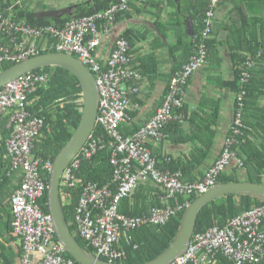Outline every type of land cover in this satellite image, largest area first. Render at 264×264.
<instances>
[{"label": "built area", "instance_id": "obj_1", "mask_svg": "<svg viewBox=\"0 0 264 264\" xmlns=\"http://www.w3.org/2000/svg\"><path fill=\"white\" fill-rule=\"evenodd\" d=\"M131 1L139 0H117L102 11L72 18L61 26H32L14 21H8L5 28L0 26V31L7 33L6 37L15 49V52L6 50V59L17 62L41 51L54 49L74 54L95 77L99 91L96 125L104 130L108 143L91 133L79 153L63 170L60 187L79 188L74 209L76 232L86 247L92 249V253L110 262L124 257V250L114 246L121 231L143 225L165 224L184 211L190 203L189 196L199 195L215 185L219 174L232 158L237 167L243 165L232 148L239 143L245 128L242 119L243 89L236 98L223 149L201 179L184 181L180 170L159 168L147 145L148 139L160 140L163 137L162 129L170 121H185V115L179 108L185 100L189 78L205 62L207 51L204 41L210 34L215 8L220 0L208 1L204 28L196 37L199 41L198 52L188 57L173 74L160 106L132 134L125 136L120 132V125L128 118L130 101L122 82L138 79L140 75L129 63V43L123 36L113 41L105 60L94 51L118 14L125 11ZM47 78L48 73L29 71L0 87V117L9 114L6 127L10 134L5 142L9 159L6 175H11L15 170L21 174L20 182L10 196L11 228L20 242V264H74L57 238L50 212L44 211L39 203L48 190L43 172L50 173L52 161L32 153L45 119L32 115L27 107L29 95L38 86L44 85ZM240 79L241 82L246 81L247 75L242 72ZM132 90L137 92L138 88L133 86ZM105 147L110 150V163L115 166L110 179L100 184L78 178L75 169L79 168L81 161L90 159ZM146 182L162 188L161 200L164 205L152 207L148 214L135 217L119 212L121 200ZM179 195L184 198L183 201L177 199ZM170 199L175 202L171 204ZM220 252L230 261L228 264H252L264 259V202L236 215L224 226L214 225L202 232H193L186 251L168 264H215Z\"/></svg>", "mask_w": 264, "mask_h": 264}, {"label": "crops", "instance_id": "obj_2", "mask_svg": "<svg viewBox=\"0 0 264 264\" xmlns=\"http://www.w3.org/2000/svg\"><path fill=\"white\" fill-rule=\"evenodd\" d=\"M81 1L91 0H64V5L70 7ZM208 1H131L104 33L96 49L97 56L105 60L113 41L118 36H126L130 46L129 63L140 75L138 79L122 83L130 98L129 113H132L124 123V131L130 133L138 128L161 103L173 73L192 52L190 48L197 37L199 18L201 25ZM14 4L27 5L28 0H14ZM203 28L204 25L201 30ZM206 39L209 48L206 62L190 78L184 101L188 117H191L181 125L187 131L185 136L190 137L183 139L185 136L182 137L169 127L162 142L149 143L156 161L162 163L168 157L176 164H183L184 181L200 179L219 157L229 133L236 98L242 89L245 91L246 105L242 118L246 131L243 130L240 143L246 144L250 151L254 150L264 158V0H220L215 9L212 32ZM242 72L247 75L244 82L240 79ZM133 86L138 88L137 92L132 90ZM39 98L40 95L30 94L28 106L35 105ZM199 107L201 111L195 116L193 113ZM216 111V123L213 124L211 118ZM195 117L198 118L197 122L193 121ZM196 123L203 130L190 132ZM209 129L213 133L208 132ZM2 140L0 132V172L9 163ZM237 156L242 160L245 158L242 151ZM223 172L233 175L237 180H247L245 166L243 169L236 167L234 158ZM13 175L11 183L0 189V234L6 232L8 218L5 211H9L10 195L20 179L16 178L20 175L19 171ZM238 175L242 177L238 178ZM142 186L146 189L138 191V197L148 192L154 200V196H160L163 192L161 187L151 182ZM12 245L17 251V241ZM19 259L20 254L14 264H20Z\"/></svg>", "mask_w": 264, "mask_h": 264}, {"label": "trees", "instance_id": "obj_3", "mask_svg": "<svg viewBox=\"0 0 264 264\" xmlns=\"http://www.w3.org/2000/svg\"><path fill=\"white\" fill-rule=\"evenodd\" d=\"M115 1L117 0L81 1L76 3L75 5L71 4L70 7H67L60 12H56L52 10V12L50 11L51 13L48 12L43 15H39L37 14V12L32 10V8H30L28 5L25 4L13 5L14 0H0V21H2L0 22L1 23L0 26L5 28L6 27L5 24L8 21L11 22L14 21L17 23L22 22L32 26H43L49 24L55 26H61L64 22H66L71 18L84 17L102 11L107 7H109L110 4H112ZM65 11H71V12L65 13ZM205 13H206V9L201 17V25L199 18V23L197 27L199 28V30L196 29L198 31L195 36H198L200 34L199 33L200 29L202 25H204L202 20L205 17ZM213 22H212L210 34L212 32ZM4 33L5 34H3V32L0 31V56L2 57V59L0 60V71L4 70L5 68L15 63L14 61L6 59L4 57L6 50H8V52H15L14 46H12L9 43L8 40L9 38L6 37L7 33L6 32ZM210 34L208 36H210ZM123 37L125 38L126 36ZM204 43H205L204 49L207 51L205 58V62H206L207 55L209 52L207 39H205ZM198 45H199L198 39H194V43L190 48L192 49V52L189 53L190 55L188 57L198 52ZM50 51H54V50H50ZM94 53H96V50L94 51ZM127 54L129 55V50L127 51ZM31 72L48 73V78L45 84L38 86L31 93V95L33 94L40 95L41 98H39L38 102L35 105L33 104V106L31 107L30 106H28L29 108L27 107L32 115H38L44 117L45 119L44 126L42 129V134L39 135L35 140L32 153L35 155H39L44 159H50L51 161H53L55 155L68 141V139L70 138L71 134L73 133L74 129L76 128L79 122L81 109H82L81 88L77 78L68 70L59 66H46L43 68L33 70ZM131 80L132 79H128L127 81H131ZM125 81L126 80H124L122 83H124ZM186 91H187V87H186ZM244 103L242 109V117H243V110L245 109V105H246ZM130 107H131V101H129V107L127 109L128 117L129 114H132L129 113ZM179 111H182L184 113L185 115L184 120L186 119L188 120V118L191 117V116L188 117L189 113L185 108L184 102L183 105L179 108ZM200 111L201 108L199 107L198 111H194L196 113L193 114L195 116H198V113ZM217 113L218 111H216V114L212 115L213 117L211 118V121L213 124L216 123L215 118L217 117ZM8 117L9 114L0 117V132L3 139L2 142H3L4 152H6L5 140L10 134V131L6 127L8 122ZM193 121L197 122L198 118L195 117ZM181 124L182 122L179 121H170L168 124H166L162 129L163 137L160 140H157L155 138L148 139L147 145L149 149L152 148V146L150 147L149 144L150 141L160 143L166 138V134L168 133L167 129L169 127L172 128L174 131L176 130L177 133H180L182 137L185 136L187 131L185 132V129L182 127ZM194 126L195 127L190 129V132L193 133L196 129L198 131L203 130V127L198 126V123H196V125ZM123 127L125 128L124 123L120 125L119 130L125 136L132 134L134 131H136L139 128V127L135 128L130 133H128L127 131H124ZM243 130L246 131L245 129ZM208 132L213 133L211 129H209ZM92 134L94 136L101 137L102 141L108 143V137L100 126L95 125ZM189 137L190 136L186 135L183 139H187ZM242 137L243 135L239 138V143L242 141ZM238 144L233 145L232 148L236 151L237 154L240 151H242L245 154V158L243 159V162L247 170L246 173L247 179L258 183H264V158H262L261 155L258 154L256 151L254 150L250 151L247 148L246 144L240 143L239 146ZM152 155L155 157L153 153ZM164 160L165 161H163L162 163L160 161H156V165L159 168L180 170L183 176V171H184L183 164L181 163L176 164L173 161H171L170 158L168 157H166ZM7 167L4 168L3 172H0L1 173L0 189L3 187V185H7L11 183L14 177L13 174L14 172H16L15 170L13 173H11V175L7 176L5 173ZM114 170H115V166L110 163V150L107 147H105L103 149H99L90 159L82 160L79 165V168L75 169V174L78 178H80L84 182L94 181L103 184L110 179L112 173L115 172ZM20 177L21 174L19 175V177L16 178L19 179ZM43 177L45 179V182L48 184L50 173L43 172ZM236 180H237L236 177H234L233 175H226L223 172L219 174L217 178V183L236 181ZM145 189L146 187L140 184L138 188L131 193V195L123 198L119 204V209H118L119 212H121L122 214L128 217H135V216L148 214V212L152 207H161L164 205L161 200V196L163 192L162 194H160V196L157 195L156 197L154 196V198H156L154 200L153 197L151 196L149 197L148 192H144L138 197L139 194L138 191ZM79 193L80 190L78 187L63 188V189L62 187H60V198L69 228L73 233V235L75 236L76 240L84 248H86L89 251H92V249L86 247L84 242L80 239L74 225V209L78 200ZM196 197H197L196 195H191L188 197V200L191 202ZM177 199L179 201H183L184 198L179 195ZM148 200H150V202ZM169 202L173 204L175 200L170 199ZM39 203L44 211H49V207L47 204L48 190L39 200ZM262 203L263 202L249 195L227 194L219 198H216L213 201H210L200 210L196 220L194 233L202 232L206 230V228L214 225L224 226L231 220V218L235 217L236 215L242 213L245 210L250 209L255 205H259ZM10 212L11 210L9 204V211L7 210L5 211V213H7L6 216L8 218L7 219L8 226H6V232L0 234V264H14L17 256L19 254L21 255L20 242H18L19 239L12 232V228H11L12 215ZM182 213L183 211L179 212L176 216H173L165 224L143 225L138 228L121 231L119 240L117 243L114 244V246L122 248L124 250V257L116 262L123 264H137L147 261L158 255L171 243L177 231ZM15 241H17L18 243L17 251L12 245V243ZM66 255L69 258H71V256L68 253H66ZM228 263H230V261L226 260V258L220 252L216 257L215 264H228ZM74 264H78V263L74 261ZM188 264H193V263H188ZM252 264H264V259Z\"/></svg>", "mask_w": 264, "mask_h": 264}, {"label": "water", "instance_id": "obj_4", "mask_svg": "<svg viewBox=\"0 0 264 264\" xmlns=\"http://www.w3.org/2000/svg\"><path fill=\"white\" fill-rule=\"evenodd\" d=\"M46 66H59L72 73L81 88L82 109L79 122L68 141L52 161L48 182V207L58 240L78 264H123L110 262L84 248L71 232L65 218L61 198L60 179L63 170L79 153L93 132L98 116L99 91L93 73L75 55L50 51L21 59L0 71V87L20 75ZM227 194L249 195L264 202V183L250 180L220 182L193 199L184 209L177 231L167 248L155 257L137 264H168L182 255L195 230L200 210L216 198Z\"/></svg>", "mask_w": 264, "mask_h": 264}, {"label": "rangeland", "instance_id": "obj_5", "mask_svg": "<svg viewBox=\"0 0 264 264\" xmlns=\"http://www.w3.org/2000/svg\"><path fill=\"white\" fill-rule=\"evenodd\" d=\"M64 4V0H28L27 5L37 12V14H45L50 11L52 12V10L56 12L64 10L67 7ZM237 177L240 178L242 176L238 175Z\"/></svg>", "mask_w": 264, "mask_h": 264}, {"label": "clouds", "instance_id": "obj_6", "mask_svg": "<svg viewBox=\"0 0 264 264\" xmlns=\"http://www.w3.org/2000/svg\"><path fill=\"white\" fill-rule=\"evenodd\" d=\"M219 4V3H218ZM217 7V6H216ZM67 8V7H66ZM216 9V8H215ZM67 12H70V11H66L65 13H67ZM215 13V12H214ZM72 14V13H71ZM72 19V18H71ZM70 20V19H69ZM213 20H214V18H213ZM68 21V20H67ZM200 31H201V29H200ZM129 48H130V46H129ZM51 50H54V49H51ZM46 51H48V52H50V50H46ZM55 51V50H54ZM45 51H41V53H44ZM58 52H60V51H58ZM74 55V54H73ZM129 56V55H128ZM188 59V58H187ZM173 76V75H172ZM171 79V78H170ZM166 93V92H165ZM245 97V96H244ZM81 102H82V100H81ZM236 155H237V153H236ZM238 157V156H237ZM240 158V157H239ZM242 160V159H241ZM243 161V160H242ZM237 167V166H236ZM243 167H244V162H243V165H242V167H238V168H242L243 169ZM221 173H223V172H221ZM202 178V177H201ZM200 178V179H201ZM199 180V179H198ZM248 180V179H247ZM217 184V183H216ZM200 195V194H199ZM196 196H198V195H196ZM260 205V204H259Z\"/></svg>", "mask_w": 264, "mask_h": 264}]
</instances>
